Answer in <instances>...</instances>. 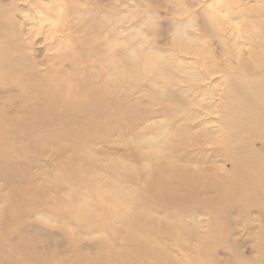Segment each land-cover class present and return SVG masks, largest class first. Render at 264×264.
Returning <instances> with one entry per match:
<instances>
[{
    "label": "rangeland",
    "instance_id": "obj_1",
    "mask_svg": "<svg viewBox=\"0 0 264 264\" xmlns=\"http://www.w3.org/2000/svg\"><path fill=\"white\" fill-rule=\"evenodd\" d=\"M0 264H264V0H0Z\"/></svg>",
    "mask_w": 264,
    "mask_h": 264
},
{
    "label": "bare ground",
    "instance_id": "obj_2",
    "mask_svg": "<svg viewBox=\"0 0 264 264\" xmlns=\"http://www.w3.org/2000/svg\"><path fill=\"white\" fill-rule=\"evenodd\" d=\"M243 154V153H242Z\"/></svg>",
    "mask_w": 264,
    "mask_h": 264
}]
</instances>
